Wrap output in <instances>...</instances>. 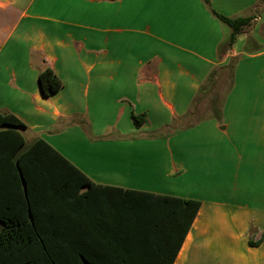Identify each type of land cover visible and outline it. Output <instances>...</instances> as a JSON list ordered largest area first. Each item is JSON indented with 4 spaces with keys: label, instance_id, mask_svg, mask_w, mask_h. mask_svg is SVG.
I'll use <instances>...</instances> for the list:
<instances>
[{
    "label": "crops",
    "instance_id": "obj_1",
    "mask_svg": "<svg viewBox=\"0 0 264 264\" xmlns=\"http://www.w3.org/2000/svg\"><path fill=\"white\" fill-rule=\"evenodd\" d=\"M208 1L0 0V113L96 185L201 202L174 264H264V241L250 245L264 235V0ZM211 10L255 19L228 49ZM233 62L215 117L198 102ZM46 68L63 83L49 98ZM191 112L204 116L185 129Z\"/></svg>",
    "mask_w": 264,
    "mask_h": 264
},
{
    "label": "trees",
    "instance_id": "obj_2",
    "mask_svg": "<svg viewBox=\"0 0 264 264\" xmlns=\"http://www.w3.org/2000/svg\"><path fill=\"white\" fill-rule=\"evenodd\" d=\"M211 12L232 29L228 49L255 19ZM234 72V62L214 71L202 94L223 73L231 86ZM39 83L45 98L63 88L51 68L40 72ZM219 105L214 95L215 117L221 116ZM132 119L140 129L146 115L133 114ZM25 128L17 117L0 113V264H174L201 202L96 185L46 141L25 148L19 131ZM107 193H116V204L106 201ZM72 230L77 239H68ZM263 241L264 235L250 245Z\"/></svg>",
    "mask_w": 264,
    "mask_h": 264
},
{
    "label": "rangeland",
    "instance_id": "obj_3",
    "mask_svg": "<svg viewBox=\"0 0 264 264\" xmlns=\"http://www.w3.org/2000/svg\"><path fill=\"white\" fill-rule=\"evenodd\" d=\"M264 4V2H263ZM264 7V5H263ZM225 77V76H224ZM209 90L206 92L205 97L202 98V103L201 100L199 99V104H200V108H202V110H206L207 108L210 109L211 107V101L214 95L218 96L219 101L222 100L227 88H228V81L226 78L224 79H220L219 82L216 83V85L210 84L209 86ZM207 109V110H208ZM196 111V109H194ZM204 116V113H198L192 114V117H190L189 119H187L185 122H183L180 126L184 127L188 124L194 123L195 120H197L198 118H201ZM178 127V126H177ZM176 127V128H177ZM115 134V131L112 129H107V131L105 132V135L102 138H108L110 136H113ZM107 141V140H106ZM2 229V225L0 224V230Z\"/></svg>",
    "mask_w": 264,
    "mask_h": 264
}]
</instances>
